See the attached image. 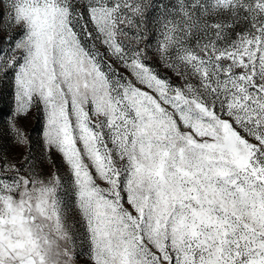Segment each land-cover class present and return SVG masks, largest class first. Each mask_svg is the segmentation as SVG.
Here are the masks:
<instances>
[{"label": "snow or ice", "instance_id": "obj_1", "mask_svg": "<svg viewBox=\"0 0 264 264\" xmlns=\"http://www.w3.org/2000/svg\"><path fill=\"white\" fill-rule=\"evenodd\" d=\"M0 264H264V0H0Z\"/></svg>", "mask_w": 264, "mask_h": 264}]
</instances>
